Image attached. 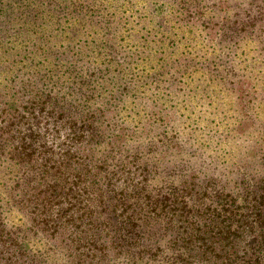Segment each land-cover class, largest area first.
Returning <instances> with one entry per match:
<instances>
[{
  "label": "trees",
  "instance_id": "trees-1",
  "mask_svg": "<svg viewBox=\"0 0 264 264\" xmlns=\"http://www.w3.org/2000/svg\"><path fill=\"white\" fill-rule=\"evenodd\" d=\"M96 1L0 0V33L14 25V17L35 20L43 32L41 45L28 41L17 57L0 62L18 66V73L28 70L26 85L21 82L17 90L19 101L8 98L12 86H4L16 81L15 70L0 83V264H264V153H254L248 160L252 164L242 163L235 171L214 172L200 165L190 172L189 160L181 158L169 168L162 162L165 154L158 147L167 134L163 124L141 119L131 131V142L114 139L130 130L115 117L124 118V97L132 82L122 73L112 74L121 68L114 60L106 73L108 66L95 56L103 39L99 31L107 38L116 36L101 18L98 28L88 26L100 13L90 5ZM153 1L176 10L174 24L178 18L182 22L178 27L189 26L195 9L201 19L200 9H220L226 3V10L242 3L244 7H234L241 12L223 16L218 45L220 50L224 44L231 60L225 75L209 81L221 88L246 82L250 91L258 85L264 91V0ZM211 18L205 23L214 22ZM81 20L85 37H74L58 50L47 48L46 33L49 38L58 31L72 33L71 23ZM18 25L21 33L26 30ZM176 29L171 25L167 35L183 37L184 28ZM151 33L172 42L156 27L144 37H153ZM40 47L44 58L32 62ZM28 58L42 67L30 66ZM238 99L243 104L235 124L243 125L245 114L250 116L249 103L242 95ZM252 116L254 123L260 122ZM147 125L160 131L136 143L134 136ZM146 142L150 144L143 150ZM174 172L177 182L164 183Z\"/></svg>",
  "mask_w": 264,
  "mask_h": 264
},
{
  "label": "rangeland",
  "instance_id": "rangeland-1",
  "mask_svg": "<svg viewBox=\"0 0 264 264\" xmlns=\"http://www.w3.org/2000/svg\"><path fill=\"white\" fill-rule=\"evenodd\" d=\"M16 1L20 2L21 0ZM159 4L153 0H113V2L97 0L90 4L99 8L100 13L96 12L97 17L95 20L92 18L88 26L98 28V19L101 18L102 26H110L112 31L116 30L114 38L111 36L107 38L99 31V39H103L95 49L98 52H94L98 53L95 55L97 60L102 61L103 67L108 66V69L110 67L111 70L114 66L121 67L118 69L120 71L112 72V74L122 73L132 82L127 85L129 92L124 97L125 106L122 110L125 113L123 117L127 120L119 114L115 117L118 121L125 120L127 122L120 127H129L130 130L124 131L126 133L120 137L117 135L118 137L116 136L114 139L131 142L133 137L131 131L136 130L135 126L140 127L141 119L145 122L150 119V122L163 124L166 130L167 134H164L163 145L158 147V151L162 152L163 150L162 154H165V158L162 159V162L168 168L174 162H180L182 158L183 161L189 160L187 163L190 172H195V167L200 165H206L205 168L214 172L222 168L224 172L235 171L241 167L242 163L249 162L248 160H251L254 153H264V129L262 128L264 121L259 125L264 117V91L258 85L252 92L250 84L246 82V84L242 82L241 85H236L234 88L232 85H228V88H221L222 84H214L209 79L211 76L219 78L220 73L225 75V67L231 60V53L227 52L224 44L221 45L222 49L220 50L218 45V39L224 32L223 16L230 17L232 12L240 10L234 9L236 5H240V7H244V5L240 3L228 7L227 4L230 9L226 8V10H224L226 3L220 6V9L216 7L203 8L200 9L203 11L201 19H197L199 14L198 9H195V14L190 13L189 26L178 27L182 25V22L178 18V22L174 24L176 10L168 6L167 3H161L163 6ZM52 5L55 4L52 3ZM103 9L105 10L103 11ZM111 9L115 11L118 18L110 16L113 14ZM209 16L214 22L207 24L205 22ZM65 17V14H62L61 21H64ZM126 17H129L130 20L125 22L124 18L126 19ZM13 20H15L14 25L0 33V62L7 57H17V53L26 47L23 45L28 41L38 42V45H41L38 38L43 36V32L40 30V25L35 24V20L31 23L21 18L14 17ZM120 20L123 24L119 23ZM63 23L65 24V22ZM18 24H21L26 30L21 33ZM71 25L72 33L69 34L58 31L52 38H49L46 33L44 42L47 48L58 50L60 45L73 42L74 37L76 39L79 36L85 37L82 20L72 22ZM171 25L177 26L175 31L184 28L183 37L182 33L169 37L167 33ZM153 27L158 28L160 34L165 31V36L172 42L162 39L161 35L155 36L153 33L149 34L153 37H144V33ZM141 30L143 31L141 32ZM117 42L119 45L114 51L112 44H117ZM245 48L248 46L243 49L245 50ZM60 50L62 49L60 48ZM41 51V47L34 51L32 62L44 58ZM64 52L69 54L68 51ZM47 58L54 61L50 54L47 55ZM27 61L30 66L36 65L35 68L42 67L40 64L32 63L31 58H28ZM49 64V67L53 65L51 62ZM57 67L54 66V68ZM110 69L105 72L109 73ZM13 70L16 71L14 73L17 76L16 81L12 83L7 81L4 86L11 85V93L7 97H13L14 101H19L21 95L17 94V90L20 91L21 82L26 85L23 78H26L28 70L18 73V66L2 63L0 83L11 76ZM107 77L111 78L112 76L110 74ZM35 82L37 83V81ZM40 83L38 82V84ZM241 95L249 103L246 111L250 116L245 114L244 124L236 125L237 111H241L240 108L243 104H237ZM97 100L99 101V98ZM259 101L261 102L258 106L253 107ZM144 114H148V116H144ZM252 115L258 116L260 122L254 123ZM111 119L113 127L114 118ZM140 131L146 133L145 138L139 136ZM140 131L134 136L138 144H142L147 137H156L155 134H158L157 131L160 130H153L150 125H147ZM116 132L121 133L120 130ZM172 135L175 138H171ZM148 144L150 142L144 144L143 150H147ZM195 153H197L196 166ZM253 165L255 170L260 169L258 157L256 160L254 159ZM175 172L172 176L164 177L163 182H177L178 176ZM150 181H153V178ZM193 199H195V192L192 194ZM35 248L42 247L37 244Z\"/></svg>",
  "mask_w": 264,
  "mask_h": 264
}]
</instances>
